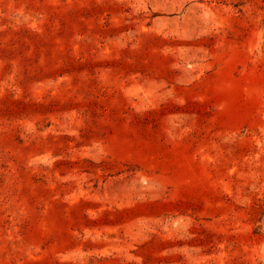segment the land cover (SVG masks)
Instances as JSON below:
<instances>
[{
  "label": "rangeland",
  "instance_id": "rangeland-1",
  "mask_svg": "<svg viewBox=\"0 0 264 264\" xmlns=\"http://www.w3.org/2000/svg\"><path fill=\"white\" fill-rule=\"evenodd\" d=\"M0 264H264V0H0Z\"/></svg>",
  "mask_w": 264,
  "mask_h": 264
}]
</instances>
